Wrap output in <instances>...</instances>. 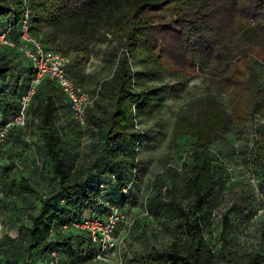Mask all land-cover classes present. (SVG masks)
<instances>
[{
  "label": "trees",
  "instance_id": "obj_1",
  "mask_svg": "<svg viewBox=\"0 0 264 264\" xmlns=\"http://www.w3.org/2000/svg\"><path fill=\"white\" fill-rule=\"evenodd\" d=\"M164 4L172 6L174 19L156 22L150 11ZM26 14L33 37L40 39L46 48L72 58L68 73L79 84L92 56L91 38L98 36L106 41L111 34L119 42L118 53L112 59L114 74L100 82L102 96L95 100L96 108L93 105L88 109L90 126L87 128L98 127L102 138L93 144L87 163L78 167L67 144V136L79 134L81 130L75 128L79 124L72 118L69 102L54 79L46 78L39 85L44 84L46 89L40 94L37 88L29 109L30 113L34 112L32 104L39 99L35 107L38 128L53 161L57 184L54 193L41 199L40 211L32 217L31 225L25 226L29 237L26 255L33 259L36 254L35 264H41L58 248L51 233L56 230L60 237L61 231L67 230V238H59L57 245L68 246L74 241L73 249L82 253L87 249L88 258L108 264L95 259L96 248L89 233L76 228L74 223L92 214L107 216L110 212L107 202L121 204L125 212L131 201L129 189L127 193L123 190L128 188L127 173L137 169L140 172L141 168L136 159L141 149L138 118L153 112L162 97L157 88L146 83L154 77L148 74L146 65L178 74V82L163 85L161 91L175 92V89L179 94L189 77L203 71L213 75L224 92L231 93L245 77L240 72L233 75L237 64L264 52V0H0V34L10 27L9 38L17 47L3 44L7 50L0 53V125L19 113L21 97L29 85L21 82L15 64L16 52L23 56L18 46L22 42L21 26ZM31 75L30 66L28 79ZM11 79L15 80L14 95L6 90ZM104 100H109L111 107L101 111ZM68 113L70 119L65 125H58L57 121ZM257 114H264V100L256 96L246 102L234 98L230 116L224 105L213 94H208L194 118L179 116L180 131L194 139L192 165L182 192L189 204L185 206L177 199L171 205L175 227L185 236V245L153 247L131 258L127 264H209L211 251L205 233L212 225L211 196L217 188L216 159L210 148L222 140L230 117L249 124ZM261 141H255L253 154L246 159L255 171L264 170V141ZM15 186L12 184V189ZM18 188V195L37 193L26 176L22 177ZM64 200L66 206L61 207L60 202ZM75 203L80 204V209H91V213L87 216L74 213ZM169 205L160 200L157 208ZM230 212L242 214L236 205ZM40 254L46 258L38 262ZM263 262L264 253H257L244 263L229 261L227 264ZM28 264L34 263L28 261Z\"/></svg>",
  "mask_w": 264,
  "mask_h": 264
},
{
  "label": "rangeland",
  "instance_id": "obj_2",
  "mask_svg": "<svg viewBox=\"0 0 264 264\" xmlns=\"http://www.w3.org/2000/svg\"><path fill=\"white\" fill-rule=\"evenodd\" d=\"M172 9L171 5L164 4L150 11V14L156 22H169L174 19ZM3 44L5 43L0 40V53L7 50ZM118 44L111 34L106 41L98 36H93L89 41L92 56L85 65L81 85L96 100L102 96L99 92L100 82L114 74L112 59L118 53ZM70 61H73L71 57ZM15 64L21 82L27 85L30 81L29 60L17 51ZM235 68L233 75L240 72L245 77L231 93L224 92L221 83L213 75L200 71L196 72V77H189L184 89L176 94L175 89V92L161 91L160 87L176 84L178 74L146 65L148 74L154 76L146 83L157 88L162 97L153 112L138 118L141 149L137 152L136 159L141 168L140 172L138 169L129 171L125 179L131 201L125 207L126 219L120 223L116 232L117 244L111 254V264H127L131 258L153 247L185 245V236L175 227V214L171 205L177 199L182 200L185 206L189 204L188 200L183 199L182 192L192 165L194 139L180 131L177 120L179 116L194 118L208 94H213L230 116L234 98L242 102L253 96L264 100V52L242 60ZM251 79L256 81L251 82ZM14 82L11 79L6 88L10 95L15 93ZM38 89L41 94L46 87L43 84ZM37 104L39 99L32 104L34 112L31 113L26 128L9 135L6 144L9 145L10 155L4 154L0 164V187L4 192L0 202V264H28V261L35 264L36 254L32 259L25 252L29 238L25 226L31 225L32 217L41 208V199L54 193L57 184L53 174V161L41 151L43 138L35 113ZM101 105L100 110L105 111L110 109L111 102L104 100ZM68 119L69 113L57 123L65 125ZM75 128L81 132L69 134L66 140L74 155L75 164L80 167L91 158L93 144L102 138V131L98 127L77 125ZM261 132H264V114L255 115L249 124L239 123L230 117L222 140L210 148L211 155L216 159L217 188L211 196L214 203L212 225L205 233L211 251V255H208L211 259L209 264H227L229 261L244 263L253 255L264 253V170L258 168L255 171L246 161L253 154L255 141H264ZM26 137L31 142L26 141ZM16 158L18 159L14 160ZM10 166L13 169L7 176ZM23 176L28 177L37 193L18 195V187L12 189L11 181L15 180L18 185ZM160 200L167 201L170 205L159 209L157 205ZM79 205L75 203L74 213H82L83 216L91 213V209H80ZM233 205L241 210L240 216L230 212ZM60 206H66V200L61 201ZM61 233L60 237L56 230L51 233V239L56 241L58 247L55 252L61 264H100L88 258L87 249L83 253L77 248L73 249L74 241H70L68 246L57 245L59 238H67L69 231ZM42 256L43 254L38 256V262L46 258Z\"/></svg>",
  "mask_w": 264,
  "mask_h": 264
},
{
  "label": "built area",
  "instance_id": "obj_3",
  "mask_svg": "<svg viewBox=\"0 0 264 264\" xmlns=\"http://www.w3.org/2000/svg\"><path fill=\"white\" fill-rule=\"evenodd\" d=\"M29 15L21 26V44L19 50L31 63L32 75L29 81L26 93L21 97L19 113L9 122L0 125V144H3L13 128H26L31 113L29 112L33 97L39 85L46 79H54L56 85L65 94L71 110L72 118L82 127H88V109L95 103V96L91 95L81 84L75 82L68 73V64L70 57L53 49L46 48L42 41L33 37L29 32ZM11 28H7L0 34L2 43L10 46H16L15 42L9 38ZM30 141L29 137L25 138ZM127 193L128 188L123 190ZM4 197V192L0 187V202ZM110 212L102 217L98 214H92L86 217L82 222L74 223L76 228L84 229L89 233V237L96 248L95 259L104 263L111 264V254L116 248V232L120 223L125 221L126 216L122 210L121 204H110ZM2 225L0 224V230ZM41 264H61L55 251Z\"/></svg>",
  "mask_w": 264,
  "mask_h": 264
},
{
  "label": "crops",
  "instance_id": "obj_4",
  "mask_svg": "<svg viewBox=\"0 0 264 264\" xmlns=\"http://www.w3.org/2000/svg\"><path fill=\"white\" fill-rule=\"evenodd\" d=\"M31 63H29V65H30ZM31 66V65H30ZM20 129L21 128H13L10 132H9V135L12 133V134H16V132H18V131H20ZM9 135H8V138H9ZM8 138H7V140H8ZM43 138V137H42ZM7 140L3 143V144H0V164H2V162H3V155L5 154V155H10L9 153H10V148H9V145L7 146V144H6V142H7ZM43 146V148H42V152H45L46 154H47V151H46V148H45V146H44V142H43V144H42ZM48 155V154H47ZM18 158H16V159H14V160H17ZM13 160V159H12ZM10 168H11V166L10 167H8V169H7V172H6V174H7V176L9 175V172H10ZM22 179V178H21ZM21 181V180H20ZM11 183L12 184H14L15 183V185L17 184V182H15V180H13V181H11ZM20 183V182H19ZM19 183H18V185H19ZM18 185H16L17 187H18ZM19 189V188H18ZM39 211H40V207H39V210H38V213H39ZM37 213V214H38ZM36 214V215H37Z\"/></svg>",
  "mask_w": 264,
  "mask_h": 264
}]
</instances>
